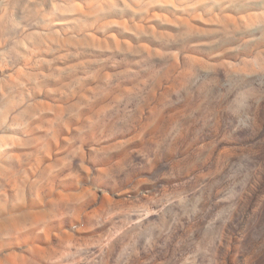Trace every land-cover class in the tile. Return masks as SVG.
<instances>
[{"label":"clouds","instance_id":"9594fccd","mask_svg":"<svg viewBox=\"0 0 264 264\" xmlns=\"http://www.w3.org/2000/svg\"><path fill=\"white\" fill-rule=\"evenodd\" d=\"M0 264H264V0H0Z\"/></svg>","mask_w":264,"mask_h":264}]
</instances>
